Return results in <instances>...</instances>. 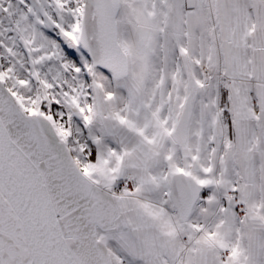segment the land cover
<instances>
[{
    "label": "snow or ice",
    "instance_id": "snow-or-ice-1",
    "mask_svg": "<svg viewBox=\"0 0 264 264\" xmlns=\"http://www.w3.org/2000/svg\"><path fill=\"white\" fill-rule=\"evenodd\" d=\"M0 264H264V0H0Z\"/></svg>",
    "mask_w": 264,
    "mask_h": 264
}]
</instances>
